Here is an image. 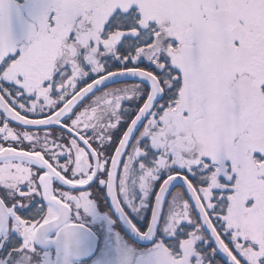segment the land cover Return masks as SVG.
Masks as SVG:
<instances>
[{"label":"snow or ice","instance_id":"1","mask_svg":"<svg viewBox=\"0 0 264 264\" xmlns=\"http://www.w3.org/2000/svg\"><path fill=\"white\" fill-rule=\"evenodd\" d=\"M0 264H264V0H0Z\"/></svg>","mask_w":264,"mask_h":264}]
</instances>
